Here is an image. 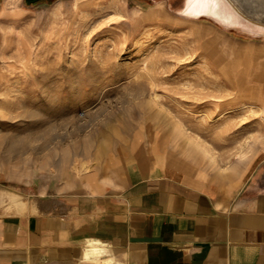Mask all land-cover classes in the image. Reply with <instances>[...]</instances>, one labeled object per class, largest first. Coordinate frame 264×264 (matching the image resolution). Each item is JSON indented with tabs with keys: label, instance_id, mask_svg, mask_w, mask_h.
Wrapping results in <instances>:
<instances>
[{
	"label": "rangeland",
	"instance_id": "rangeland-1",
	"mask_svg": "<svg viewBox=\"0 0 264 264\" xmlns=\"http://www.w3.org/2000/svg\"><path fill=\"white\" fill-rule=\"evenodd\" d=\"M132 167L264 192V0H0V215Z\"/></svg>",
	"mask_w": 264,
	"mask_h": 264
},
{
	"label": "crops",
	"instance_id": "crops-1",
	"mask_svg": "<svg viewBox=\"0 0 264 264\" xmlns=\"http://www.w3.org/2000/svg\"><path fill=\"white\" fill-rule=\"evenodd\" d=\"M119 176L0 215V264H264V192L219 200L167 174Z\"/></svg>",
	"mask_w": 264,
	"mask_h": 264
},
{
	"label": "bare ground",
	"instance_id": "bare-ground-1",
	"mask_svg": "<svg viewBox=\"0 0 264 264\" xmlns=\"http://www.w3.org/2000/svg\"><path fill=\"white\" fill-rule=\"evenodd\" d=\"M253 1H255V2H257V0H253ZM216 2L217 1H210L209 3H208V5H209V9L211 10V11H218V9H217V5H216ZM220 7V6H219ZM97 253H98V249L96 248V247H92L91 249H88L86 252H85V258H89L90 256H93V255H97Z\"/></svg>",
	"mask_w": 264,
	"mask_h": 264
},
{
	"label": "water",
	"instance_id": "water-1",
	"mask_svg": "<svg viewBox=\"0 0 264 264\" xmlns=\"http://www.w3.org/2000/svg\"><path fill=\"white\" fill-rule=\"evenodd\" d=\"M27 3H32V2H35L37 0H25Z\"/></svg>",
	"mask_w": 264,
	"mask_h": 264
},
{
	"label": "flooded vegetation",
	"instance_id": "flooded-vegetation-1",
	"mask_svg": "<svg viewBox=\"0 0 264 264\" xmlns=\"http://www.w3.org/2000/svg\"><path fill=\"white\" fill-rule=\"evenodd\" d=\"M40 1H46V0H37V1L32 2V3H37V2H40Z\"/></svg>",
	"mask_w": 264,
	"mask_h": 264
}]
</instances>
